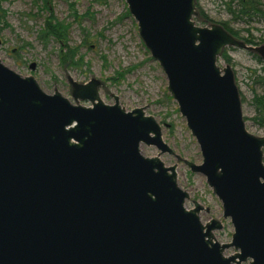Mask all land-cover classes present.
I'll return each instance as SVG.
<instances>
[{
	"label": "water",
	"instance_id": "water-1",
	"mask_svg": "<svg viewBox=\"0 0 264 264\" xmlns=\"http://www.w3.org/2000/svg\"><path fill=\"white\" fill-rule=\"evenodd\" d=\"M126 2L200 145L202 163L184 162L222 201L232 240L202 221L208 207L186 206L177 164L161 159L179 155L144 107L106 103L94 77H69L73 103L0 58V264H264V136L246 127L231 64H217L231 46L264 59V44L196 24L197 0Z\"/></svg>",
	"mask_w": 264,
	"mask_h": 264
},
{
	"label": "rangeland",
	"instance_id": "rangeland-1",
	"mask_svg": "<svg viewBox=\"0 0 264 264\" xmlns=\"http://www.w3.org/2000/svg\"><path fill=\"white\" fill-rule=\"evenodd\" d=\"M264 1V0H263ZM51 7L60 21L72 23L68 30L69 45L77 47L79 64L64 62L61 42L54 36L47 41L40 38L49 13L43 8V0H5L3 8L8 13L5 20L0 19V58L4 64L20 74L34 75L47 93L58 89L64 96L76 103L72 96L69 77L77 82H87L91 78L102 81L101 98L108 104H114V95L127 109L144 107L148 115H153L162 125L163 139L174 149L177 156L162 154L166 165L177 164L178 183L186 189L190 198L186 206L192 208L193 200H198L209 212L202 211L201 219L207 222L212 218L220 219L223 228L215 231L220 242H230L234 233L231 218H224L223 203L208 184L202 173L193 172L185 164L188 159L197 164L203 161L200 145L187 126L177 100L169 91L168 77L139 34L138 22L128 13L126 0H52ZM71 2L75 7H71ZM214 22L204 23L193 18L200 26L221 24L229 21L244 36L250 28L255 39L264 44V18L255 15L252 18L237 16L232 10L238 6L230 0H197ZM75 20V11L84 16ZM244 30V31H243ZM85 37L87 42H84ZM233 57L231 64L242 100V109L247 129L258 136H264V110L258 109L254 100L256 94L264 93V83L258 76H264V59L255 51L239 47H228ZM36 63V68L30 65ZM217 64L224 68L227 63L219 57ZM90 105L89 100H80ZM143 154L156 156L160 153L154 145L141 144ZM234 247L225 251L234 253ZM244 262L243 264H246Z\"/></svg>",
	"mask_w": 264,
	"mask_h": 264
},
{
	"label": "trees",
	"instance_id": "trees-1",
	"mask_svg": "<svg viewBox=\"0 0 264 264\" xmlns=\"http://www.w3.org/2000/svg\"><path fill=\"white\" fill-rule=\"evenodd\" d=\"M5 0H0V19L5 20L8 11L3 8V2ZM52 0H43L44 6L43 8L49 13V15L46 17L45 21V26L40 32V38L43 41H47L48 37L54 36L58 39V41L61 42L62 46V57L64 62H74V64H79L81 62L82 57H78V49L77 47L70 46L69 39H68V30L69 27L71 26L72 23L60 21L57 16L55 15L52 7H51V2ZM236 3L238 6L237 10H232L234 14L237 16L243 17L247 16L249 18H252L255 15H260L264 18V1L263 0H230L229 6L231 8L233 3ZM71 7H75V3L71 2ZM196 10H197V15L195 18L202 20L204 23L207 22H214L213 19L209 17V15L204 11V9L200 6L198 2H196ZM90 11L88 10L84 16H80L76 11H75V20L78 21L80 18L85 17L88 15ZM129 13V10H128ZM221 24L229 31L231 32L235 37L244 40L248 44H253V45H259L260 43L255 39L254 35L251 32L250 28L244 29L245 31L248 32L247 36H244L242 34V31L239 29H235L233 26L230 25L229 21H221ZM243 30V31H244ZM87 38L85 37L84 42L86 41ZM228 48H225L222 55L220 56L223 58L227 63L234 64L233 57L228 53ZM259 80L264 83V76H258ZM242 100H244V97H242ZM257 106L258 109H263L264 110V93L263 94H256L254 96L253 100Z\"/></svg>",
	"mask_w": 264,
	"mask_h": 264
},
{
	"label": "bare ground",
	"instance_id": "bare-ground-1",
	"mask_svg": "<svg viewBox=\"0 0 264 264\" xmlns=\"http://www.w3.org/2000/svg\"><path fill=\"white\" fill-rule=\"evenodd\" d=\"M141 152L143 153V149L141 148Z\"/></svg>",
	"mask_w": 264,
	"mask_h": 264
}]
</instances>
